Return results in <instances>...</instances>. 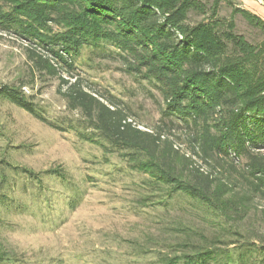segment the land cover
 <instances>
[{
	"label": "trees",
	"instance_id": "16d2710c",
	"mask_svg": "<svg viewBox=\"0 0 264 264\" xmlns=\"http://www.w3.org/2000/svg\"><path fill=\"white\" fill-rule=\"evenodd\" d=\"M205 14L198 0H0V34L25 45L34 72L59 81L57 93L69 112L80 115L82 126L48 120L23 86L0 87V98L52 129L126 151L130 165L148 174L167 199L183 195L222 216H243L252 199L264 197V59L256 68L257 47L235 34L231 24L190 20ZM246 16L264 31V21ZM85 48L98 50L136 83L145 81L156 91L161 100L156 127L139 129L124 102L83 83L76 58ZM174 134L186 138L189 156L174 148L169 138ZM194 158L220 168L229 163L232 172L243 160L245 187L234 190L212 178ZM58 179L74 190L67 178ZM79 199L81 194L71 197L68 206L74 210ZM0 205L24 209L6 195H0ZM185 246L170 244L173 251L160 262L179 264L180 252L188 264H245L259 253L264 264V246L235 248L236 259L214 242L183 252ZM19 263L14 254L0 253V264Z\"/></svg>",
	"mask_w": 264,
	"mask_h": 264
},
{
	"label": "rangeland",
	"instance_id": "374dc122",
	"mask_svg": "<svg viewBox=\"0 0 264 264\" xmlns=\"http://www.w3.org/2000/svg\"><path fill=\"white\" fill-rule=\"evenodd\" d=\"M198 1L206 8L205 17L191 15L190 20L209 18L219 21L220 27L231 24L235 34L257 47L252 62L261 67L264 31L246 14L264 21V8L254 0ZM76 66L83 83L124 102L139 129L157 126L161 100L145 81L136 83L118 63L89 48L81 50ZM58 85L57 79L31 69L19 39L0 34V87L23 86L25 96L48 120L82 126L80 115L66 109ZM87 133L95 136L91 130ZM169 138L179 154L189 156L184 136ZM129 158L126 151L83 140L75 131L52 129L0 98V195L24 206L16 210L0 205V253L14 254L19 264H162L160 257L169 255L170 244L177 242L186 246L214 242L232 250L234 259L235 248L264 246V197L252 199L243 216H222L183 195L167 199L148 174L130 165ZM193 160L200 171L234 190L246 185L243 160L233 172L229 163L220 168ZM175 162L183 169L179 157ZM58 178H67L74 190ZM80 194L72 210L68 202ZM186 246L183 252L190 250ZM176 255L181 257L179 264H188L182 253ZM252 255L245 264H261V255Z\"/></svg>",
	"mask_w": 264,
	"mask_h": 264
},
{
	"label": "water",
	"instance_id": "95a60500",
	"mask_svg": "<svg viewBox=\"0 0 264 264\" xmlns=\"http://www.w3.org/2000/svg\"><path fill=\"white\" fill-rule=\"evenodd\" d=\"M259 6L264 8V0H254Z\"/></svg>",
	"mask_w": 264,
	"mask_h": 264
}]
</instances>
